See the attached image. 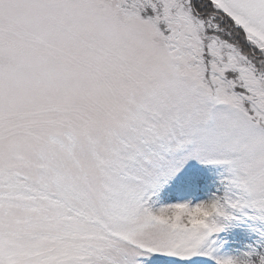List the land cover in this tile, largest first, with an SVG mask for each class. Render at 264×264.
Returning <instances> with one entry per match:
<instances>
[{
	"label": "snow or ice",
	"instance_id": "obj_1",
	"mask_svg": "<svg viewBox=\"0 0 264 264\" xmlns=\"http://www.w3.org/2000/svg\"><path fill=\"white\" fill-rule=\"evenodd\" d=\"M229 208L264 220V0H0V264H264L205 246Z\"/></svg>",
	"mask_w": 264,
	"mask_h": 264
},
{
	"label": "trees",
	"instance_id": "obj_2",
	"mask_svg": "<svg viewBox=\"0 0 264 264\" xmlns=\"http://www.w3.org/2000/svg\"><path fill=\"white\" fill-rule=\"evenodd\" d=\"M216 170L206 168L194 171V178L202 186L201 197L216 195L225 196L224 185L215 176ZM223 177L227 174L224 168H219ZM220 232L210 237L213 255L229 258L230 252L241 254V257L253 249H264V220L248 208L243 210L226 209V215L218 220ZM232 246V247H231Z\"/></svg>",
	"mask_w": 264,
	"mask_h": 264
},
{
	"label": "rangeland",
	"instance_id": "obj_3",
	"mask_svg": "<svg viewBox=\"0 0 264 264\" xmlns=\"http://www.w3.org/2000/svg\"><path fill=\"white\" fill-rule=\"evenodd\" d=\"M219 168H221V167H216V168H210V170H216V172L214 173L215 174V176H217L218 178L217 179H219V181H221V180H223V174H222V172H218V170H219ZM205 167H203V166H199V165H196V164H193L192 165V172H193V174H194V171H198V170H202V171H204L205 172ZM218 232H220V230L218 231ZM218 232H216V233H213L212 235H214V234H217ZM211 235V236H212ZM210 236V237H211ZM210 237L208 238V240L206 241V247L207 248H210L211 250H212V246H211V239H210ZM232 247V246H231ZM212 252H213V250H212ZM214 253V252H213ZM239 257H241V254H239V253H237V252H234V251H231L230 252V255H229V258H239ZM204 264H214V260H211V259H206L205 261H204Z\"/></svg>",
	"mask_w": 264,
	"mask_h": 264
},
{
	"label": "clouds",
	"instance_id": "obj_4",
	"mask_svg": "<svg viewBox=\"0 0 264 264\" xmlns=\"http://www.w3.org/2000/svg\"><path fill=\"white\" fill-rule=\"evenodd\" d=\"M197 218L202 220L204 217L202 215H200Z\"/></svg>",
	"mask_w": 264,
	"mask_h": 264
}]
</instances>
